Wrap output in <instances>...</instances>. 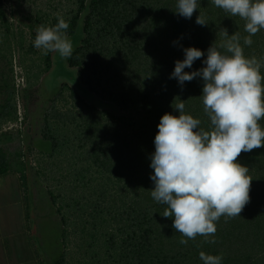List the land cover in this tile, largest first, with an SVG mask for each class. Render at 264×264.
Segmentation results:
<instances>
[{"label": "trees", "instance_id": "obj_1", "mask_svg": "<svg viewBox=\"0 0 264 264\" xmlns=\"http://www.w3.org/2000/svg\"><path fill=\"white\" fill-rule=\"evenodd\" d=\"M8 1L12 13L18 0ZM198 4L199 8L188 19L175 11L177 0H75L76 8L64 17L69 22L66 34L73 44L72 56L66 58L68 66L76 69L80 84L107 100L109 107L89 104L80 93L63 83L56 93L62 96L65 89H69L72 107L65 112L46 113L42 138L35 140L33 145L51 156L66 143L65 140H70V135L54 130L52 122L57 120L75 126V135L91 146L89 157L108 178L125 186L134 185L132 204L117 220L124 219L125 225L117 227L118 239L115 231L106 237L108 258L104 256L100 264H203L199 257L201 251L222 255V264H264V147L238 157V162L249 168L253 178L250 202L241 216L220 218L215 244L205 242L202 236L189 240L187 245L180 244L184 237L172 227L174 217H163L166 205L156 202L150 195L155 187L150 178L154 173L150 165L155 152V136L165 113L180 114L173 107L174 100H183L185 113L200 119V127L210 128L201 97L203 79L197 77L181 85L171 75L176 61L185 58L184 49L197 47L204 52L203 57L184 71L201 69L206 66L207 50L214 43L219 46L223 42V30L227 29L229 35L240 34L246 56L264 58V29L252 36L251 46H246L243 37L248 34L244 30V20L229 16L211 0H198ZM200 13L206 17V25L196 23ZM23 19L30 30L27 49L25 29L21 28L19 35L14 32V22L0 0V26L7 36L0 51H4L2 55L6 57L8 70L0 78V95H6L5 101L0 103V130L12 119L18 120L19 108L24 110L23 119H27V104L23 105L17 94L24 84L19 87L16 76L14 79L11 54L16 46L36 53L40 50L34 47L37 28L41 24L55 26L58 23V18L45 22L41 15ZM15 35L19 36L17 41L13 39ZM219 50L224 52V49ZM51 53L44 56L45 67L37 71L36 79L51 69L54 61ZM261 72L264 73V68ZM16 73L25 78L23 72ZM111 102L135 113L129 117L117 116L111 110ZM260 123L264 127V120ZM20 134L21 131L16 135L9 133L13 140H20L17 138ZM2 136L0 143L4 142ZM23 158L21 149L11 158L0 147V172L12 169V162L26 168ZM51 199L55 205V198ZM64 262L65 255L60 254L55 264Z\"/></svg>", "mask_w": 264, "mask_h": 264}, {"label": "clouds", "instance_id": "obj_2", "mask_svg": "<svg viewBox=\"0 0 264 264\" xmlns=\"http://www.w3.org/2000/svg\"><path fill=\"white\" fill-rule=\"evenodd\" d=\"M229 16L245 21L243 44L251 46L252 36L264 29V0H211ZM198 0H177L175 11L191 19ZM200 13L198 25L207 24ZM69 22L58 15L55 26L41 24L36 30L34 47L42 54L59 53L70 58L72 41L66 34ZM207 50L205 67L186 72L194 61L204 56L197 47L184 49L185 58L177 60L173 78L183 85L201 77L204 81L202 103L210 119V128L200 127L201 120L185 113V103L173 102L179 115L165 113L155 136V152L151 158L155 187L150 195L166 205L163 217H174L172 227L183 239L180 244L202 236L215 244L217 222L221 217L241 216L250 202L252 177L249 168L238 162L244 152L264 147V58L244 54L239 33L229 35ZM219 49H224V52ZM198 129V130H197ZM203 264H222V255L199 253Z\"/></svg>", "mask_w": 264, "mask_h": 264}, {"label": "rangeland", "instance_id": "obj_3", "mask_svg": "<svg viewBox=\"0 0 264 264\" xmlns=\"http://www.w3.org/2000/svg\"><path fill=\"white\" fill-rule=\"evenodd\" d=\"M18 2L16 1L12 13L8 0H3V8H5L8 17L13 20V30L17 35L21 28L25 29L26 49L31 39L30 30L25 26L24 17L34 18L35 15H41L45 22H50V20L58 18V15L63 17L69 15L72 9L76 8L75 0H18ZM11 14L13 15L11 16ZM68 37L72 40L70 36ZM18 38L19 36L16 35L15 38L13 37L15 41ZM5 42H7V36L3 27L0 26V48L4 47ZM26 49L16 46L10 57L13 61L14 79L16 72L21 71L25 75L24 85L18 88L17 94L23 105L27 104L25 107L27 119L24 120L25 124L20 129V136L17 135L20 140L13 141L5 135L3 137L7 139L1 142V144L3 143L2 148L9 153L11 158H13L15 149H21L26 168L29 169L28 172H31L38 181L41 191L44 190L41 197L55 198L56 204L53 207L52 219H50L53 226L50 229V242L58 248L57 259L60 254H63L65 255L64 264H100L104 256L107 255L108 258L106 237L115 231L118 233L116 236L118 239L117 227L125 225L124 219L120 222L117 220L132 204L134 185L127 184L128 186H125L118 184L114 179H109L102 168L89 157L91 146L88 143H82L84 140L80 141L77 138L75 126L71 127L57 120L52 122L54 130H60V133L70 135V140H65L66 143L51 156L42 153L33 145V142L42 138L46 113L52 110L65 112L72 107L69 89L66 88L62 96L56 93V91L59 92L58 88L63 83H67L80 93L89 104H95L98 108L109 107L108 101L81 85L76 78V69L69 67L66 58H62L58 52L51 53L54 55L51 69L44 71L36 79L37 71L45 67V55L42 54V50L32 53ZM2 53L4 51L1 50L0 78L4 72L8 71L6 57ZM5 98V94L0 95L1 104ZM110 105L111 110L117 116L129 117L135 113H131V109L120 108L114 102H111ZM22 111L24 110L22 109ZM14 122L11 121L7 124L6 129H2L0 134H19V130L12 125ZM10 125L13 127L8 128ZM69 202H71V206H69ZM46 209L48 210V208Z\"/></svg>", "mask_w": 264, "mask_h": 264}, {"label": "crops", "instance_id": "obj_4", "mask_svg": "<svg viewBox=\"0 0 264 264\" xmlns=\"http://www.w3.org/2000/svg\"><path fill=\"white\" fill-rule=\"evenodd\" d=\"M5 135L13 140V135ZM28 170L12 162V169L0 172V264L57 261L58 248L50 242L54 204L50 196L41 197L44 190Z\"/></svg>", "mask_w": 264, "mask_h": 264}, {"label": "built area", "instance_id": "obj_5", "mask_svg": "<svg viewBox=\"0 0 264 264\" xmlns=\"http://www.w3.org/2000/svg\"><path fill=\"white\" fill-rule=\"evenodd\" d=\"M16 81L19 83L18 86L20 87V86H22L24 84V77L23 76H20V74L16 73ZM22 113H23L22 108L21 109L19 108V115L20 116H19V118H18L17 121H15L14 123H12V125L14 127H16V129H18L19 131H20V129L23 128V126L25 124L24 120H26V119H23ZM13 126L10 125L8 128L13 127ZM2 129H6V127H3Z\"/></svg>", "mask_w": 264, "mask_h": 264}]
</instances>
